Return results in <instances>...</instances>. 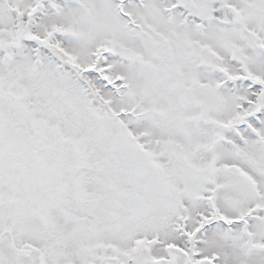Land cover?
I'll list each match as a JSON object with an SVG mask.
<instances>
[{"label":"snow or ice","instance_id":"snow-or-ice-1","mask_svg":"<svg viewBox=\"0 0 264 264\" xmlns=\"http://www.w3.org/2000/svg\"><path fill=\"white\" fill-rule=\"evenodd\" d=\"M0 264H264V0H0Z\"/></svg>","mask_w":264,"mask_h":264}]
</instances>
